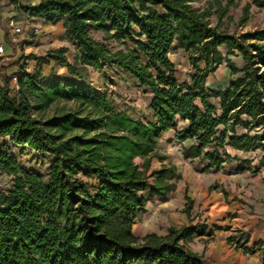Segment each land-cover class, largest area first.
Returning a JSON list of instances; mask_svg holds the SVG:
<instances>
[{
  "label": "trees",
  "instance_id": "1",
  "mask_svg": "<svg viewBox=\"0 0 264 264\" xmlns=\"http://www.w3.org/2000/svg\"><path fill=\"white\" fill-rule=\"evenodd\" d=\"M198 1L41 0L21 6L30 18L63 24L66 40L78 50L77 65L65 57L67 49L50 57L71 77L82 81L88 69L121 70L152 94L151 119L117 112L108 98L79 83L49 85L42 65L35 73L3 74L7 67L0 58V174L12 178L10 190H0V264H205L188 248L194 237L214 235L201 225L142 239L133 231L147 205L166 199L182 179L157 151L179 122L187 127L178 142L193 143L184 158L205 161V171L239 162L233 152H260L254 173L264 171V29L239 36L220 32L210 21L214 6L194 9ZM215 4L221 18L233 2ZM253 7L264 10V0H247L242 24ZM93 33L124 50L113 52ZM175 44L190 55L189 80L176 77L170 60ZM222 65L230 70L228 87L209 89L207 79ZM59 102L78 109L46 119ZM11 146L51 156L46 178L25 171ZM153 159L160 168L151 169ZM252 164L240 161L235 170L252 171ZM254 247L264 260V243Z\"/></svg>",
  "mask_w": 264,
  "mask_h": 264
},
{
  "label": "rangeland",
  "instance_id": "2",
  "mask_svg": "<svg viewBox=\"0 0 264 264\" xmlns=\"http://www.w3.org/2000/svg\"><path fill=\"white\" fill-rule=\"evenodd\" d=\"M2 1L0 0V3ZM216 1L220 2L222 8H226L229 1L233 2L227 15L220 18L219 14L221 13L217 11L219 6L215 4ZM24 2L29 3L32 0H24ZM246 4L247 0H200L193 3L192 7L204 11L210 10V5H213L214 7L211 9L212 16L210 17L212 26H218L220 32L226 31L230 36H239L264 29V10L254 7L250 10L248 21L245 24L241 23L243 8ZM2 8L0 7V11H2ZM12 19L15 18L8 19V25ZM25 21L28 22L30 27L25 31L23 25L19 24L24 29L25 35H21L18 39L17 50L24 60H33L32 58L34 60L35 58L43 60L40 63L45 65V76L49 85L54 83L66 85L76 82L86 86L93 93L101 94L108 98L117 112H126L134 120L140 122H147L151 119L149 111L150 93L146 89L141 88L136 80L115 67H107L103 73L94 70H83L84 80L82 81L71 77L68 71L59 65L58 61L50 57L51 52L54 50L67 49L68 52L65 57L71 64L77 65L78 50L66 40L63 24L60 23L54 29L48 31L45 30L44 21L39 19H26ZM32 25L38 27L41 32L38 36L28 37L27 34L30 32ZM92 36L96 42L108 46L113 52L124 50L122 46L109 41L103 34L93 33ZM8 44L10 43L8 42ZM3 46L6 50V46ZM170 60L176 66L178 80H189L190 75L193 74L190 55L183 52L175 44L170 54ZM233 60L239 67L242 66L241 59L233 58ZM28 64L34 66L32 61ZM199 66L203 68L205 65L200 63ZM228 72L226 65H223L218 72L209 77L207 87L212 90L224 89L230 79ZM0 85H2L1 81ZM211 102L217 106L219 105L218 100L213 99ZM76 109H78V106L74 103L59 102L46 113L45 118L49 119ZM2 142H5V140H0V143ZM187 146L188 144H186ZM184 148L185 146L178 142L177 137L172 139L168 135L160 142L158 153L167 158L165 164L175 166L184 179L178 183L179 191L177 193L166 199H156L150 202L146 210L140 214V218L135 220L133 230L138 238H144L145 233H156L159 236H164L168 228L173 224L179 226L183 223L182 218H185V220L190 217L194 220L199 218V222H202L203 218H205L203 202L204 197H206V191L210 192L213 189L215 192H224L225 185L220 183L223 179L215 174L205 173L203 170L204 162L186 161L182 156ZM11 149L15 152L14 155L25 171L34 172L46 178L53 161L51 156L35 153L28 148L12 146ZM237 156L242 159L247 158V160L253 162L252 168L255 169L258 166L261 154H253L250 157L244 154H237ZM135 162L137 165H141L143 161L142 159H137ZM236 166L237 164L233 162L227 166V169L231 172L235 170ZM160 167L161 163L157 159H153L151 169ZM251 174L254 173L251 171ZM262 175L264 176V171H262ZM229 180L232 181V179ZM261 180L258 175L252 178L238 177L235 184L238 188L236 192L239 200L243 202L256 201L264 204V183ZM231 183L234 184V181ZM11 186L12 178L0 174V190H10ZM191 189L195 190V194L200 197V200L191 201V199L187 198L188 190ZM189 207L190 213H187L184 217V212Z\"/></svg>",
  "mask_w": 264,
  "mask_h": 264
},
{
  "label": "crops",
  "instance_id": "3",
  "mask_svg": "<svg viewBox=\"0 0 264 264\" xmlns=\"http://www.w3.org/2000/svg\"><path fill=\"white\" fill-rule=\"evenodd\" d=\"M40 1L41 0H32V2L25 3L24 0H3L0 3V7H3L2 11H0V45L6 46V56L8 57V62L2 63V66L7 67V69L2 72L3 74H19L21 71H23L24 73H35L37 69L42 65L43 74L45 76V65L40 63L43 60H41L40 58H35V60H24L21 58V55L17 50V46L11 41V30L8 25V19L10 20L13 17L15 18V20L17 19L16 22L18 24L23 25L25 31L28 30L30 26H28V22H26L25 20H33L34 18H30L25 12H23L21 10V6H36L40 3ZM39 20L44 21L42 19ZM44 23L45 30L48 31L54 29L55 26H58L60 24L59 23L57 25H51L46 23L45 21ZM8 42L11 45L8 44ZM30 61L34 63V66L28 64L30 63ZM222 67L223 65L220 66L216 72H218ZM88 70L92 71V69ZM227 70L229 71L228 74L229 78L231 79L230 70L228 68ZM228 85L229 82L224 89H226ZM150 97L152 98V94H150ZM186 127L187 124L179 122L177 128L165 134L160 140V142L164 140L165 137H167L168 135L170 136V138L175 139L177 137V134L182 132ZM159 144L157 147V151L159 148ZM186 144H188L187 147ZM192 145L193 143L190 141L184 144L185 148H189ZM182 154V156L184 157V150H182ZM232 154L233 156L237 157L240 161H243L247 160V158H239L237 154H244L250 157L253 154L261 153L233 152ZM185 160L189 162H204V172L212 173L218 177H221L223 180L220 183L225 185V190L224 192H215L213 189L210 192L206 191V197H204L203 202L205 209V218H203L202 222H199V218H197L196 220H194L192 217L186 220L185 218H182L183 223H181L179 226L173 224L171 227L168 228V230L170 228L181 229L183 227L201 225L205 227L208 232L214 231V235L211 238L203 236L194 237L193 241L188 246V248L193 253L203 257L205 264H264L262 256L254 247V245L257 243H264V204L256 201L243 202L239 200L236 192L238 188L235 184L238 177L252 178L256 177L257 175L261 177V181L264 183V176L262 175V172L254 173L256 168L252 169V172L254 174H251V170L247 168L243 171L234 170L230 172L227 167L226 169L221 171H216L215 169L205 171V161L200 159ZM240 161L234 162L237 164L235 168L240 166ZM180 175L182 179L179 182L184 179L183 175ZM229 179H232V181H234V184H232V181ZM178 183L176 184L175 191L169 196H173L179 191ZM195 193L196 192L194 189L188 190L187 198L191 199V201L200 200V197L196 196ZM189 210L190 207L186 210V212H184V217L187 213H190ZM139 218L140 214L137 219ZM216 227L221 228V230L215 231ZM147 235L148 233H145V237ZM230 239H234L240 244L245 245L246 248H248L250 251L245 253L242 250L237 249V245L231 243L229 241Z\"/></svg>",
  "mask_w": 264,
  "mask_h": 264
},
{
  "label": "built area",
  "instance_id": "4",
  "mask_svg": "<svg viewBox=\"0 0 264 264\" xmlns=\"http://www.w3.org/2000/svg\"><path fill=\"white\" fill-rule=\"evenodd\" d=\"M9 28L11 30V41L13 44H18V39L21 35L25 33L24 29L20 27V25L16 22L15 19H12L9 23ZM40 29L34 25L31 26L30 32L27 34L28 37L30 36H38L40 34ZM25 35V34H24ZM0 58H4L5 62H8V57L6 56V50L3 45H0ZM17 79H14V82H16ZM12 148V146H11ZM11 153L15 154L14 151L11 149Z\"/></svg>",
  "mask_w": 264,
  "mask_h": 264
}]
</instances>
